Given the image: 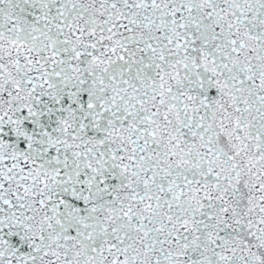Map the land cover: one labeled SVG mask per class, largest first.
I'll list each match as a JSON object with an SVG mask.
<instances>
[{"label":"snow or ice","instance_id":"obj_1","mask_svg":"<svg viewBox=\"0 0 264 264\" xmlns=\"http://www.w3.org/2000/svg\"><path fill=\"white\" fill-rule=\"evenodd\" d=\"M0 264H264V0H0Z\"/></svg>","mask_w":264,"mask_h":264}]
</instances>
